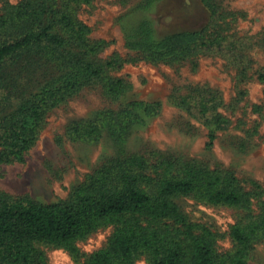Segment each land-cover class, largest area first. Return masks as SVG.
<instances>
[{"label": "trees", "instance_id": "16d2710c", "mask_svg": "<svg viewBox=\"0 0 264 264\" xmlns=\"http://www.w3.org/2000/svg\"><path fill=\"white\" fill-rule=\"evenodd\" d=\"M90 1L20 0L0 8V164L22 162L36 143L46 113L84 88L103 84L106 78L102 86L109 96L124 90L121 80L107 76L123 62L97 60L104 42L91 40L89 26L78 19L79 8ZM158 1H143V15L124 29L128 48L143 60L163 63H192L217 50L220 41L212 38L208 27L216 26L222 15L212 0H204L210 10L209 25L164 34L147 16ZM37 72L41 77L37 90L28 97L18 94L21 79ZM15 95L18 101L13 103ZM186 99L193 105H185L184 98L177 105L193 110V115L204 117L213 109L204 87L189 88ZM159 110L158 103H128L121 111V135L145 124ZM101 128L98 122L73 123L69 133L97 141ZM208 138L211 143L214 130ZM243 190L232 174L194 161L179 166L169 158L149 161L142 155L118 153L75 186L64 201L42 203L0 193V264H49L43 251L47 245L62 247L78 258L76 243L107 227L112 232L106 245L80 264H133L140 255L151 264H247L253 245L264 238V207L262 213H254ZM184 197L249 208L246 219L230 228L228 252L218 253L214 235L184 215L177 201Z\"/></svg>", "mask_w": 264, "mask_h": 264}, {"label": "rangeland", "instance_id": "374dc122", "mask_svg": "<svg viewBox=\"0 0 264 264\" xmlns=\"http://www.w3.org/2000/svg\"><path fill=\"white\" fill-rule=\"evenodd\" d=\"M19 1L0 0V8ZM143 1L91 0L79 8L78 19L89 26L91 40L104 42L96 59L106 62L117 58L123 62L121 68L111 69L107 76L121 80L124 90L118 96H109L102 86L105 78L103 84L86 87L49 110L36 143L24 160L0 164V193L42 203L64 201L88 175L123 153L142 155L149 161L169 158L179 166L183 161H194L232 174L249 194L251 210L262 213L264 0H212L222 18L208 29L212 38L219 39L220 46L194 58L192 63L150 62L125 45V30L141 17ZM147 16L159 34L199 30L210 23V10L204 0H159ZM40 79V72L28 80L21 79L18 94L28 97L37 90ZM194 86L207 89L208 99L214 102L204 117L177 105L183 98L185 105H193L186 98ZM17 95L12 98L13 103L18 101ZM132 102L158 103L160 110L147 117L145 124L128 129V135L123 137L119 129L123 122L121 111ZM91 122L102 126L97 141L70 135L73 123ZM211 130L214 139L210 143ZM177 201L192 224L214 235L218 253L231 249V226L250 213L249 208L212 205L190 197ZM111 232L110 227L101 228L78 241V258L62 247L47 245L43 251L49 264H80L106 245ZM133 264L151 263L140 255ZM247 264H264V238L253 245Z\"/></svg>", "mask_w": 264, "mask_h": 264}]
</instances>
